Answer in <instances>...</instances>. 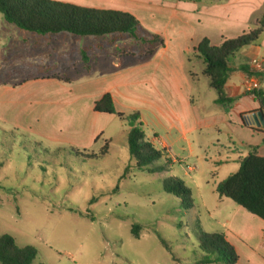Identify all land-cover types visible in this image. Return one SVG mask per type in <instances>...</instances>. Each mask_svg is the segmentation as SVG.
<instances>
[{
  "label": "rangeland",
  "instance_id": "rangeland-1",
  "mask_svg": "<svg viewBox=\"0 0 264 264\" xmlns=\"http://www.w3.org/2000/svg\"><path fill=\"white\" fill-rule=\"evenodd\" d=\"M52 1L91 6L97 0ZM137 20L144 35L163 39L164 28ZM149 48L131 35H37L7 23L0 12V237L9 235L19 247H33V264H230L232 255L221 245L216 249L205 236L225 235L216 221L223 222L225 216L213 219L216 187L232 173L230 167L215 164L218 151L227 145L225 132L201 129L180 139L179 131L162 129L152 114L140 109L145 139L158 150L168 143L170 153L139 168L128 146L129 121L115 115L98 119L93 111L101 88L112 85L98 81L138 62L124 52ZM115 54L122 59L121 68L111 64ZM195 54L187 68L197 74L194 112L204 118L221 106L214 103L217 92L203 74L204 61ZM97 56L101 61L91 70ZM53 76L64 87L49 82ZM130 89L125 92L130 98L119 96L128 109L153 92L144 79ZM23 100L30 107L24 113L16 108ZM36 102L51 103V111L41 108L40 114L30 116L27 112ZM176 111L166 107V126L181 128L182 114ZM107 142L108 151L102 154ZM169 178L191 189L193 207L166 190ZM257 229L241 245L264 264Z\"/></svg>",
  "mask_w": 264,
  "mask_h": 264
},
{
  "label": "crops",
  "instance_id": "crops-1",
  "mask_svg": "<svg viewBox=\"0 0 264 264\" xmlns=\"http://www.w3.org/2000/svg\"><path fill=\"white\" fill-rule=\"evenodd\" d=\"M86 7L127 11L146 26L164 28L160 32L164 46H157L154 53L147 56H141V52H124V57L138 59V62L131 63L121 72H115L108 80L98 81L100 85L105 81L112 85L101 88L102 92L94 99L93 111L95 103L104 94L110 93L119 111L130 114L135 112L132 110L138 112L144 109L154 116L156 123L162 129L179 131L180 139L187 140L189 133L195 130H223L227 136V145L224 148L221 146L224 150L218 151L215 164L219 168L223 166L231 168L232 173L227 177L239 170L241 159L249 153L257 152L259 156L264 157V125L258 126L255 121H249L247 118L248 114L261 111L264 114L255 96L247 91V85L251 81H259L260 90L264 91V78L258 77L250 66L252 59L264 60V38L258 44L243 48L231 59V73L225 85V93L229 98L234 99L229 110L220 105L218 112L212 116L200 118L195 114L194 82L197 74L187 68V62L191 60L192 55H196V48L203 39H208L214 46L219 45L225 39L247 33L251 30L252 24L257 25V21L264 13V0H97L95 5ZM169 29H172L173 34L169 33ZM85 50L86 48H83V53ZM115 55L111 64L114 68H121L122 59ZM100 61V56L95 57L90 62L91 70L94 64ZM142 79L152 85L153 92L147 91L140 100L141 105L128 109L120 103L119 96L124 93L126 98H130L131 96L125 92L129 93L130 87L134 84L138 85ZM49 82L57 87H64L61 86L63 80L54 76L49 78ZM216 99L217 96L213 99L214 103ZM24 101H18L16 104V108L21 107L23 113L30 109ZM34 104L36 106L27 112L32 117L40 114L41 108H44L43 113L51 111L47 110L52 106L51 103ZM166 107H174L176 112L182 114L181 128L175 124L165 125L162 116ZM94 113L98 119L101 115L112 117L109 114L95 111ZM143 119L144 117L141 116V121ZM162 149L170 153L168 143ZM216 210L213 219L225 216L223 222L216 221L223 226L226 240L238 255L236 264H258L247 248L241 244H244L243 237H248L250 230H254L255 226L261 229L262 240L264 220L219 195ZM236 240L241 242L240 245L236 244ZM261 249L264 250L262 245Z\"/></svg>",
  "mask_w": 264,
  "mask_h": 264
},
{
  "label": "trees",
  "instance_id": "trees-1",
  "mask_svg": "<svg viewBox=\"0 0 264 264\" xmlns=\"http://www.w3.org/2000/svg\"><path fill=\"white\" fill-rule=\"evenodd\" d=\"M0 12L7 23L38 35L63 33L89 37L131 35L141 43L150 45L147 51L140 54L141 56L151 55L157 46L165 44L159 35H144L137 18L121 10L86 7L52 0H0ZM263 33L264 13L257 21L256 27L247 33L225 39L215 46L208 39H203L196 48L198 58L205 64L203 74L209 78L210 86L217 92L216 103L226 110H229L234 103V99L229 98L225 93V85L231 73V59L243 48L258 44ZM84 58L88 64L87 56ZM256 75L264 78L261 74ZM252 94L264 111V91L258 90ZM94 111L129 121L131 129L128 133V146L139 168L152 165L155 161L166 157V150H158L145 139L141 114L139 112L126 114L119 111L110 93L104 94L95 103ZM108 148L109 142L103 147L102 154H106ZM169 163L173 161L169 159ZM163 169V166L154 167L152 171ZM165 188L169 193L187 202L188 207L194 206L191 189L185 187L179 179H167ZM216 191L221 198L231 200L264 220V157L259 156L257 152H251L243 157L239 170L221 181ZM205 236L216 249L221 245L223 250L229 252L232 255L229 263L236 264L238 255L224 234ZM36 257L37 251L33 247H19L15 239L9 235L0 237V264H33ZM206 262L219 263L221 260L207 259Z\"/></svg>",
  "mask_w": 264,
  "mask_h": 264
},
{
  "label": "built area",
  "instance_id": "built-area-1",
  "mask_svg": "<svg viewBox=\"0 0 264 264\" xmlns=\"http://www.w3.org/2000/svg\"><path fill=\"white\" fill-rule=\"evenodd\" d=\"M250 66H251L252 71L255 74H261L264 76V60L252 59L250 61ZM258 77H260V76H258ZM260 88H261V85H260L259 81H251L247 85V91L249 93L258 91V90H260ZM247 118L249 119V121H252V122L255 121L254 120V114H248ZM261 245H262V248L264 249V235H263L262 240H261Z\"/></svg>",
  "mask_w": 264,
  "mask_h": 264
},
{
  "label": "water",
  "instance_id": "water-1",
  "mask_svg": "<svg viewBox=\"0 0 264 264\" xmlns=\"http://www.w3.org/2000/svg\"><path fill=\"white\" fill-rule=\"evenodd\" d=\"M254 120L257 123L258 126H260L261 124L264 125V114L263 112H258L254 114Z\"/></svg>",
  "mask_w": 264,
  "mask_h": 264
}]
</instances>
